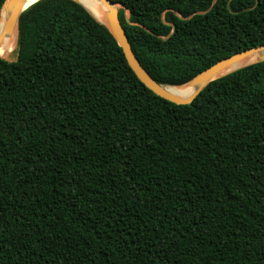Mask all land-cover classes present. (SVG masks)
Here are the masks:
<instances>
[{"label":"trees","instance_id":"16d2710c","mask_svg":"<svg viewBox=\"0 0 264 264\" xmlns=\"http://www.w3.org/2000/svg\"><path fill=\"white\" fill-rule=\"evenodd\" d=\"M109 1L160 85L264 45V0ZM17 32L0 57V264H264V61L177 105L74 0L34 2Z\"/></svg>","mask_w":264,"mask_h":264},{"label":"water","instance_id":"95a60500","mask_svg":"<svg viewBox=\"0 0 264 264\" xmlns=\"http://www.w3.org/2000/svg\"><path fill=\"white\" fill-rule=\"evenodd\" d=\"M80 5H82L93 17L94 15L79 1L74 0ZM106 9L109 11L108 15V22L109 26H106L104 23L97 20L95 17L94 19L98 21L100 24L104 25L114 36L118 46L121 48L122 53L124 55V58L130 67V69L133 71L135 76L138 78V80L151 92H153L156 96L165 99L169 102H172L177 105H187L190 104L195 97L200 93V91L211 81L217 79L214 78V76L220 72L222 69L226 68L227 66L236 63L237 61L241 60L244 57L247 56H255L257 57V60L255 62H252L250 64H247L245 66L262 62L264 61V45L256 46L249 48L247 50L241 51L239 53H236L234 55H231L227 58H224L205 70L198 73L196 76H194L189 82L191 84V87H193V91L190 95H188L185 98H181L180 95H174L171 93H168L163 88L165 85H160L154 82L149 75L142 69L138 61L136 60L132 49L128 43L127 36L125 34V31L119 21L118 18V11L116 7H121L125 9L121 4L110 2L109 0H100ZM26 0H4L2 7L0 9V41L2 37L9 31L13 29L15 26L17 29L18 26V19L20 14L26 10L29 6L25 7ZM3 12V13H2ZM3 14V21L1 23ZM2 58V57H1ZM243 66V67H245ZM242 68V67H241ZM185 83V84H187ZM183 84V85H185ZM182 86V85H180ZM174 87V86H173ZM179 87V86H177Z\"/></svg>","mask_w":264,"mask_h":264},{"label":"bare ground","instance_id":"6f19581e","mask_svg":"<svg viewBox=\"0 0 264 264\" xmlns=\"http://www.w3.org/2000/svg\"><path fill=\"white\" fill-rule=\"evenodd\" d=\"M36 1L38 0H26L25 7L33 4ZM79 1L94 15V17L97 20L104 23L106 26H109V22H108L109 11L106 9L104 4L100 0H79ZM17 34H18L17 29L14 26L11 31L7 32L2 37L0 41V57L4 59H8L12 56L17 46ZM256 60L257 57L255 56L244 57L241 60L237 61L236 63H233L227 66L226 68L222 69L214 76V78H219L224 75H227L228 73H231L247 64L255 62ZM163 89L168 93L174 95H180L181 98L187 97L193 91V87H191V84L189 83L179 87L165 86Z\"/></svg>","mask_w":264,"mask_h":264},{"label":"rangeland","instance_id":"374dc122","mask_svg":"<svg viewBox=\"0 0 264 264\" xmlns=\"http://www.w3.org/2000/svg\"><path fill=\"white\" fill-rule=\"evenodd\" d=\"M126 15V14H125Z\"/></svg>","mask_w":264,"mask_h":264}]
</instances>
